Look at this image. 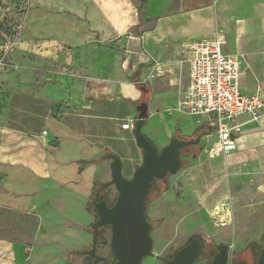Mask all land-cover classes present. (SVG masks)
<instances>
[{"label":"crops","instance_id":"1","mask_svg":"<svg viewBox=\"0 0 264 264\" xmlns=\"http://www.w3.org/2000/svg\"><path fill=\"white\" fill-rule=\"evenodd\" d=\"M0 20L8 24L0 41L8 58L0 75V264H85L97 220L91 207L117 196L113 157L125 179L141 164L134 124L121 129L135 123L141 103L158 152L172 139L188 143L147 208L153 240L166 238L164 252L186 236L211 240L216 227L230 232L236 261L256 263L264 111L257 121L239 116L231 147L209 155L213 131L178 104L188 81L182 47L216 31L223 53L243 58L240 93L264 95V0H0Z\"/></svg>","mask_w":264,"mask_h":264},{"label":"water","instance_id":"2","mask_svg":"<svg viewBox=\"0 0 264 264\" xmlns=\"http://www.w3.org/2000/svg\"><path fill=\"white\" fill-rule=\"evenodd\" d=\"M136 111L138 116L134 123V139L136 146L143 152V158L130 179L121 176L120 160L115 157L112 159L111 184L116 188L117 196L110 204L103 197H97L93 203L97 220L92 225L93 245L88 252L91 264H142L143 259L152 255L151 226L145 211L146 196L154 186V180H162L166 175H173L179 170V150L188 144L172 139L158 152L141 132L148 118L146 103L138 105ZM159 193L160 186H157ZM104 226H109L111 231L110 259L100 257L95 250L96 232ZM203 254L200 239L193 237L173 253L167 264H197ZM211 256L209 264H247L244 261L231 262L226 245H220L217 252H211ZM255 264H264V247Z\"/></svg>","mask_w":264,"mask_h":264},{"label":"built area","instance_id":"3","mask_svg":"<svg viewBox=\"0 0 264 264\" xmlns=\"http://www.w3.org/2000/svg\"><path fill=\"white\" fill-rule=\"evenodd\" d=\"M224 38L215 32L211 40H201L182 47L188 64V81L181 94L178 108L187 115L201 117L213 131L217 144L208 154H224L232 137L238 136L241 125L238 117L248 115L259 120L264 111V95L259 89L246 97L239 91L243 58L223 53ZM61 49V47H60ZM134 120L121 125L132 128Z\"/></svg>","mask_w":264,"mask_h":264},{"label":"rangeland","instance_id":"4","mask_svg":"<svg viewBox=\"0 0 264 264\" xmlns=\"http://www.w3.org/2000/svg\"><path fill=\"white\" fill-rule=\"evenodd\" d=\"M140 1V0H138ZM142 1V0H141ZM8 24L6 23V21L4 20H0V41L4 42V31H5V27H7ZM8 30V28L6 29ZM10 38V37H9ZM9 46V45H8ZM4 49V46H3ZM7 56H5V53L0 52V75H4L6 70V64H8V58H6ZM4 83L0 80V86H3ZM195 121H197V123H199L201 125H203V119L201 118H194ZM206 125V124H205ZM205 125L203 127H205ZM146 126L143 125L141 132L142 134L148 139V132H147V128H145ZM149 140V139H148ZM208 142L207 140H203V144ZM184 151H182L183 153ZM181 152L179 153V159L180 161L183 160V155ZM129 166V165H128ZM171 175H168L166 178L162 179V180H154V186L152 187V190L149 194L148 197V201L145 204V211L147 212V208L150 204V199H152L153 197L157 196L156 191V187L157 185L161 186V190L166 189L167 185H168V179ZM159 196V195H158ZM113 198H109L110 203L113 202ZM179 208V207H178ZM184 211H182V209L180 208V213ZM148 221V219H147ZM149 223V221H148ZM150 224V223H149ZM156 223H151L152 226H154ZM217 221L214 220L212 222V226L215 227L217 225ZM216 231H211L210 232V239L212 242V246H210L207 243H204V248L206 253L204 254V258L199 261L197 264H205L208 259L210 258V251H217V247L220 245H226L228 247V251H229V258L231 262L236 261V259L234 258L235 256H237V252L239 250L236 249V245L233 244L232 242V237L230 236V232L227 230H217V228L215 227ZM93 233V231H92ZM150 235H151V239H152V255L143 259L142 264H167V261L170 259V257L173 255V253L178 250L180 247H182L189 239L190 237H185L183 239H181V241L179 243L176 244H171L164 252L162 251V249H164V247H167L168 245H165V240L166 238L161 241L160 243H158L156 240H153V233L152 231H150ZM187 239V240H186ZM110 240H111V231H110V227L109 226H104L101 227L97 230L96 232V241H95V250L96 253L100 256L103 257L105 259H110L111 257V251H110ZM258 247V246H257ZM243 248V247H242ZM92 249V246H90V248L88 249L89 251ZM255 249V247H252L251 249V256H252V252ZM158 253V254H157ZM91 259V258H90ZM251 263H253L254 261H250ZM85 264H91V261L86 258L85 260ZM99 264H103L102 262H100Z\"/></svg>","mask_w":264,"mask_h":264},{"label":"trees","instance_id":"5","mask_svg":"<svg viewBox=\"0 0 264 264\" xmlns=\"http://www.w3.org/2000/svg\"><path fill=\"white\" fill-rule=\"evenodd\" d=\"M167 176H168V175H166L165 178H166ZM101 187H105V185H102ZM151 190H152V189H150V190L148 191V193H147L146 200H145V204H146L147 201H148V197H149V194H150ZM156 197H157V196H156ZM156 197H153L152 199H150V201H151V200H154ZM114 201H115V200H114ZM114 201H113V202H114ZM113 202H112V203H113ZM91 208H92V210H93V205H92ZM150 226H151V225H150ZM151 228H152V226H151ZM193 237H196V238L200 239V241H201V243H202V246H203V250L205 249V248H204V243H207V244H209L210 246H212V242H211V240H207L206 238H204V237L201 236V235H193V236H191V238H193ZM218 248H219V246L217 247V251H218ZM217 251H214V252H217ZM210 253H211V252H210ZM82 254H86V258H88V259L91 261V263H92V259H90L88 253H82ZM203 258H204V255L200 258L199 261H201ZM211 259H212V256H211V254H210V258L208 259V261H207L205 264H209L210 261H211ZM199 261H198V262H199Z\"/></svg>","mask_w":264,"mask_h":264},{"label":"flooded vegetation","instance_id":"6","mask_svg":"<svg viewBox=\"0 0 264 264\" xmlns=\"http://www.w3.org/2000/svg\"><path fill=\"white\" fill-rule=\"evenodd\" d=\"M203 251H204V254H205V253H206L205 249H204ZM210 252H212V251H210ZM204 254H203V255H204ZM210 254H211V253H210ZM244 262H245V261H244ZM246 263H247V262H246ZM247 264H248V263H247Z\"/></svg>","mask_w":264,"mask_h":264}]
</instances>
